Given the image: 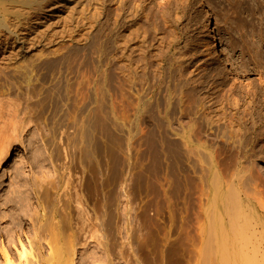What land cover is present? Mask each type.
Returning a JSON list of instances; mask_svg holds the SVG:
<instances>
[{
  "label": "rangeland",
  "instance_id": "obj_1",
  "mask_svg": "<svg viewBox=\"0 0 264 264\" xmlns=\"http://www.w3.org/2000/svg\"><path fill=\"white\" fill-rule=\"evenodd\" d=\"M46 2L51 26L60 31L71 26L80 30L65 33L59 45L52 43L50 50L57 55L51 58L76 52L74 49L79 54L66 62L62 79L60 74L49 73L47 87L56 101L49 99L47 137L37 138L34 146L15 143L9 160L0 167V264H6L5 253L18 264L22 245L48 256L50 239L45 225L51 223L56 200L64 206V217L69 215L64 221L74 220L73 230L65 235L76 232L79 237L77 264H207V199L203 195L209 189L210 168L206 157L212 158L229 180L234 177L239 187L247 183L250 197H245L246 205L252 204L264 218V0ZM206 12L208 27L212 24L216 30L219 47L230 61L228 68L215 63L206 48L202 34ZM72 14V25L64 29L59 18ZM87 32L96 37L90 53L104 44L109 59L115 42L121 43L123 36L131 51H139L134 52V60L143 58L134 84L126 91L120 86L116 90L118 111L133 117L135 110H140L138 94H146L151 87L148 93L156 97L151 101L157 104L153 105L156 112L161 108L165 112L164 106L170 110L176 107L173 128L189 136L190 129L196 131L192 145L197 150H190V139L183 141L173 130L161 136L157 121L149 120L144 126L146 133L130 140L120 131L125 124L120 116V130L113 132V73L99 68L102 59L97 49L85 58L83 35ZM9 54L0 49L4 73L13 75L30 67V58ZM116 73L115 78L122 76ZM33 84H39L36 78ZM0 86L4 92L12 88L9 92L15 97L26 83L2 79ZM166 100L168 104H164ZM88 128L93 132L92 174L86 159L88 138L84 133ZM90 175L93 186L87 189L84 183L90 182ZM61 185L65 186L62 201L57 198ZM36 191L46 199V212L37 207ZM87 219L96 230L88 227ZM89 228L97 234L96 240L91 238L94 241Z\"/></svg>",
  "mask_w": 264,
  "mask_h": 264
},
{
  "label": "bare ground",
  "instance_id": "obj_2",
  "mask_svg": "<svg viewBox=\"0 0 264 264\" xmlns=\"http://www.w3.org/2000/svg\"><path fill=\"white\" fill-rule=\"evenodd\" d=\"M201 4L204 5L202 1ZM46 7H47L46 0H0V49L4 53H10L9 56H12L14 58L17 57H19L20 59L30 58L29 59L30 67L22 72L16 71L14 72L13 75H10L0 70V81L2 79H5L7 83V81L9 80H22L23 83H26L25 87L18 88L15 97H13L15 95V94L13 95V91L9 92L10 90H12V88L11 89L6 88L7 90L4 92L2 90L4 87L0 86V167L2 164L6 162V160H9L10 151L15 146V143H20V144L29 143V145L34 146V144L37 143L38 140L37 138L43 139L46 136L47 132L45 129L47 125L46 121L48 119L47 114H48V103H50L49 99L53 100V103L54 101H56L55 98L51 97L50 95L51 92L47 87V82L50 77L49 73L52 71L55 74H60L58 78L62 79L63 78L62 73L64 72V66L66 65V62L67 61L71 62L72 58H74V56H77L79 54V51H77V49H74L76 52L68 51L66 53L61 54L60 56H57L56 58H51L52 55H57L56 53L52 54L50 50L52 43L59 45L65 39V33L76 34L80 30L77 27L71 26L70 29H68V31L66 30L60 31L55 26H51L49 20L47 19L48 12ZM62 17L59 18V22L60 24L63 23L62 26H64V29L69 25H72V18L74 17L73 14L72 16L69 15L66 16L65 18L63 17V19ZM94 21L96 20L94 19ZM208 24H210V17L209 14L206 12V15L204 16V22L202 25V32H203L202 34L205 35L204 38H205L206 48L209 49L210 51L209 54L211 55L215 63H220L222 67L228 68L231 64L224 51L219 47L220 37L216 33V30L212 29V24L210 27H208ZM92 25H94V22ZM50 27L52 28V30L50 29ZM83 36L86 37V41H87V45L83 47V51L86 54L85 55L86 58V56L94 53V51L93 53H90V50L94 48V45H96L95 44L96 37H92L91 34H89L88 32L86 35ZM121 40L123 41V36ZM122 41L121 43H119V41L115 42L111 51L112 56L109 59L106 57L105 54L106 48L104 47V44H101L98 47L99 49L95 48V53H94L96 54V49H97V53H100V56L98 58L102 59V62L101 60L99 61L100 67L99 66L97 67L102 69L108 68L107 70L113 73L111 76H113L114 79L111 80L112 85H110L114 94L113 105H112V116L110 119L112 129H114L113 132L114 131L118 132L120 130L118 123L120 116L122 117V120L125 123L123 129L120 131H123L130 140H132L134 137L138 135L144 134L145 132L144 126L145 124L148 123L149 120H151L152 122L155 121L154 122L155 124L156 121L158 122V125L156 124V128H158L159 132L161 133V136L166 137V135L168 133H171L172 130L176 132L173 128V122H172L174 118L173 109L175 111L176 107L175 108L172 107L173 109L170 110L171 108L166 109V106H164L166 111L164 112L163 110L164 108H161L160 110H158L159 111L158 114L156 112V109H154L155 107L153 106L155 101L151 102L152 99L155 100L156 97L153 93L151 92L148 93V91L150 90L149 88L151 87L148 88L146 94L142 92L143 93L142 96H141L142 93L139 91L141 94H138L139 96L136 106L137 108H140V110L138 111L135 110L136 113L133 115V117L131 116L128 117L127 112L118 111L115 105L117 88H119L120 86L121 87L120 90L122 91V89L125 90V88L133 85L134 84L133 79L134 77H136V75H138L136 73L138 72L137 70L140 68L138 64L141 63V61L142 63H144L142 60L143 58L140 60L135 59L136 61L134 60L133 54L139 52L137 51L138 49L136 48V46L135 48L137 50L133 49V51H131L127 42H125V40L123 42ZM10 42L13 43L10 44ZM139 49L141 50V48ZM90 57L88 58L90 59ZM103 59L107 60L105 64L104 62L106 60L103 61ZM88 62H92L93 64L92 60ZM101 63H103V65ZM133 64H137L135 69H132L134 68L132 67ZM87 65L89 67V65L91 66V63ZM144 66L146 65L144 64ZM116 72L122 74L121 76L122 78L121 77L115 78L114 73ZM126 73H128V75H126ZM140 74H142V72H140ZM2 75H4L3 78ZM115 75L118 74L116 73ZM34 77L36 78V80H38L39 84H33L35 79ZM57 89L59 91L58 93L62 95L63 93L62 87L59 86ZM123 93L125 92L123 91ZM123 96L125 95L123 94ZM161 101L163 103V100ZM157 103L159 104V102ZM168 103L169 102H167L166 100L164 104H168ZM159 105L162 107L163 104L162 105L159 104ZM159 105L158 107H160ZM168 106L169 105H167V107ZM33 122H35V125H32ZM88 130L89 128L87 129L86 133H84L86 134L85 137L88 138L87 139L88 150L86 151V159L88 163V169L90 170V174H92V169L94 167L93 132L92 129H90L89 132ZM193 135L197 137L196 131H192L191 129H190V136L186 131L183 132L177 131L175 134V136L181 137L183 141L190 139V150L194 148L195 150H197L198 147L192 145ZM161 145L160 147H162ZM178 146L179 148L181 147L177 143V147ZM158 147L159 146H157V148ZM166 147H162V148L164 149ZM205 160L207 166L210 168L208 170V180H207L209 189L203 195L207 199L205 215L207 221V231H208L207 234L209 239L207 240L208 244H206V246H208L209 248L206 247V249H208L207 250L208 253L206 251L207 255H205L207 258L204 257L208 262L207 264H214V263L215 264H264V218L260 215L259 211L255 209L252 204L246 205L245 197L246 198L250 197L249 195L250 192H248L250 191V188L246 186L247 183H244L246 184L245 186H243L244 184L241 183L242 184L241 186L243 187H239V185H236L234 183V179H233L234 177L231 178L230 176V180H229L228 176H226L227 175L226 172L225 175L220 172L221 170L220 171L218 170L219 168L217 169L212 158L210 160V157H206ZM41 163L43 162H40V164ZM236 177H238V175ZM89 178H90L89 179L90 182L87 181L88 183L87 182L84 183V188L87 187V189H92L93 176L90 175ZM59 189L61 192H59L58 194L59 197L57 196L56 197L60 198V200L62 201L64 199L65 186L61 185ZM37 191L35 193L36 195H38V198L36 200L37 207H39V210L45 211L47 210V208L44 207L45 204L44 202L46 199L43 198L42 195L39 196V194H37ZM43 193L44 192H42V194ZM46 194H49V189L47 190ZM65 194L68 195L69 193H65ZM90 195L91 193L89 194V197H91ZM63 207L64 206L59 205L58 201L56 200L55 203L52 205V209H51V213H52L51 223L45 225V231H48L49 233L48 237L50 239L47 242L49 248L48 256L45 257L44 255L42 256L37 255L36 253L37 251L35 252L32 247L30 250H28L25 245H22V249L19 253L21 259L19 258L20 262L18 264H77L78 261L77 251L79 250V248L77 250L76 246H78L77 244H79L78 243L79 237H77L76 232L73 233L72 235L70 234L72 232H70L69 233L70 236L65 235L67 234L66 232L67 230L69 229L73 230L71 222H73L74 220L72 221L68 218L67 221L66 220L64 221V219H66L69 215L67 214L68 216L66 218L64 217L66 213L65 210L63 211L64 209ZM91 218L92 217H90V219ZM88 221L90 223L88 224L90 225L88 227L90 228L96 227V225L94 226V223L91 222L92 220H88ZM90 228H89L90 240L91 238L97 239L96 237L97 234L95 236V234L92 232V229L90 230ZM89 231L87 230V233ZM91 232L93 233L92 237H91ZM89 252L93 253L94 251H89ZM5 254H6V264H17L13 261L14 259L12 260V257H10L11 255H8L7 253ZM102 257L107 259L106 256L105 257L102 256ZM105 262L102 263L104 264Z\"/></svg>",
  "mask_w": 264,
  "mask_h": 264
}]
</instances>
